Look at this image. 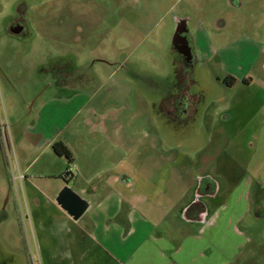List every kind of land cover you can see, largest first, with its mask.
Segmentation results:
<instances>
[{
	"label": "rangeland",
	"instance_id": "obj_1",
	"mask_svg": "<svg viewBox=\"0 0 264 264\" xmlns=\"http://www.w3.org/2000/svg\"><path fill=\"white\" fill-rule=\"evenodd\" d=\"M250 1L0 0V264H39L20 178L48 160L33 162L36 129L50 136L68 123L78 152L104 149L106 129L121 145L128 134L137 164L167 162L169 192L171 166L183 172L184 205L207 200L200 174L219 195L253 176L264 203V0L257 14ZM256 223L250 232L264 218Z\"/></svg>",
	"mask_w": 264,
	"mask_h": 264
},
{
	"label": "crops",
	"instance_id": "obj_2",
	"mask_svg": "<svg viewBox=\"0 0 264 264\" xmlns=\"http://www.w3.org/2000/svg\"><path fill=\"white\" fill-rule=\"evenodd\" d=\"M259 3L263 6L259 0H251L248 7H254L257 14ZM238 4L241 6V2ZM22 30L23 27L17 32ZM70 98H61L60 102H68ZM40 118L38 111L36 120ZM58 126H53L55 130L50 136L40 129L31 132L38 150L33 162L41 156L48 160L33 170L32 162L24 165L25 176L20 177L26 185L39 264L264 263L261 231L264 227L259 223V229L249 231L250 225L257 226L256 222L264 218L261 185L253 176L245 175L231 191L219 195L218 182L200 174L194 183L207 200L184 205L185 179L176 164L171 167L179 177L171 178L176 184L171 190L177 191L169 192L170 179L160 171L167 167V162L148 160L137 164L134 147L128 145V134L123 140L126 144L121 145L113 130L106 129L102 133L108 140L104 149L97 150V145L89 143L78 152L68 136L63 135L65 126ZM58 141L65 143L72 153L70 179L66 181L60 175L68 164L51 148ZM97 152L98 156L94 155ZM259 167H264L263 160ZM143 168L147 169V175L137 174ZM67 183L87 201L86 209L77 219L56 201L58 192ZM209 202L211 209L207 207ZM195 203L200 205L193 208Z\"/></svg>",
	"mask_w": 264,
	"mask_h": 264
},
{
	"label": "water",
	"instance_id": "obj_3",
	"mask_svg": "<svg viewBox=\"0 0 264 264\" xmlns=\"http://www.w3.org/2000/svg\"><path fill=\"white\" fill-rule=\"evenodd\" d=\"M184 30V25L181 23L177 31ZM18 31V30H13ZM176 40V35L174 37ZM57 203L67 211L73 219H77L87 207V201L82 199L75 191H73L67 184H65L57 194Z\"/></svg>",
	"mask_w": 264,
	"mask_h": 264
},
{
	"label": "trees",
	"instance_id": "obj_4",
	"mask_svg": "<svg viewBox=\"0 0 264 264\" xmlns=\"http://www.w3.org/2000/svg\"><path fill=\"white\" fill-rule=\"evenodd\" d=\"M51 148H52V151L54 152L55 155L65 158L67 160L68 165L69 164L72 165V153L65 143H63L61 141L55 142L52 144ZM67 168L68 169L63 174L60 175V177L65 181H66L68 176L70 177V166H68ZM197 205L199 206L200 204L195 203L193 205V208H196ZM187 214H188V212H187Z\"/></svg>",
	"mask_w": 264,
	"mask_h": 264
},
{
	"label": "flooded vegetation",
	"instance_id": "obj_5",
	"mask_svg": "<svg viewBox=\"0 0 264 264\" xmlns=\"http://www.w3.org/2000/svg\"><path fill=\"white\" fill-rule=\"evenodd\" d=\"M21 27H22L21 24L14 23L11 28H12V30H19V28H21ZM184 35L185 34H184V30L183 29L181 31H176L175 46H176L177 50H179V51H181L183 53L186 51V49H185V47H186V41L185 40L186 39H185Z\"/></svg>",
	"mask_w": 264,
	"mask_h": 264
}]
</instances>
